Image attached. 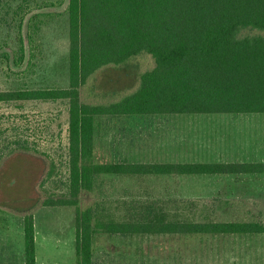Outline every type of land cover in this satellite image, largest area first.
Masks as SVG:
<instances>
[{"label": "rangeland", "instance_id": "rangeland-1", "mask_svg": "<svg viewBox=\"0 0 264 264\" xmlns=\"http://www.w3.org/2000/svg\"><path fill=\"white\" fill-rule=\"evenodd\" d=\"M68 3L5 0L0 10V90L69 85ZM138 75L132 66L103 67L82 86V100L110 101L135 87ZM68 121L67 101L0 102V264H25L28 208L34 212L39 264L77 262V207L36 205L41 189L42 198L70 195ZM237 133L245 134V140L254 135L264 146V112L100 115L94 161L215 159L214 142H229ZM16 140L28 142L32 150L10 153L18 147ZM224 149L217 152L228 157V146ZM50 169L52 175L45 177ZM248 186L252 198L225 199L220 192L229 194L237 186L232 189L219 175L101 174L92 190L79 196L96 230L93 264H264V233L123 235L98 227V222L140 219L147 207L167 219L264 222V185L253 181ZM259 187L263 195L254 197Z\"/></svg>", "mask_w": 264, "mask_h": 264}, {"label": "trees", "instance_id": "trees-1", "mask_svg": "<svg viewBox=\"0 0 264 264\" xmlns=\"http://www.w3.org/2000/svg\"><path fill=\"white\" fill-rule=\"evenodd\" d=\"M67 12L69 85L0 90V102L68 103L70 195L42 198L41 189L36 205L77 207L76 264H93L96 230L79 196L92 190L101 174L264 172L262 162L94 161L100 115L264 112V0H69ZM146 57L152 61L146 64ZM106 66L136 67L137 84L105 103L83 101L82 86ZM16 143L10 153L32 150L28 142ZM51 175L50 169L45 177ZM98 227L123 235L264 233L260 221L167 219L152 207L140 219L98 222ZM24 235L25 264H37L31 208L24 210Z\"/></svg>", "mask_w": 264, "mask_h": 264}, {"label": "crops", "instance_id": "crops-1", "mask_svg": "<svg viewBox=\"0 0 264 264\" xmlns=\"http://www.w3.org/2000/svg\"><path fill=\"white\" fill-rule=\"evenodd\" d=\"M245 113V112H242ZM254 113V112H253ZM257 113H263V112H257ZM190 114V113H189ZM231 114H239V113H231ZM218 130V128H217ZM221 134H219L218 137H220ZM251 135V134H250ZM254 135H251V138H249V134H247V140H245V134H234L233 136H230L229 142L222 143V138L219 139L218 142H214V152L217 156H215V159H196V160H188L185 162L194 163V162H213V163H247V162H262L264 163V146H260V144H257L255 140ZM260 142V141H259ZM225 146H228V157H222L219 152V149L225 150ZM183 175H209L207 173L200 174V173H192V174H183ZM213 175H219L220 178L228 179V181L233 184V187L237 186L236 191H232L231 193L227 194L222 190V194H224L225 199H250L252 198V195H250L248 190V185L250 183H253V181H258L259 186H263L264 183L262 180L264 179V172H257V173H214ZM262 179V180H261ZM261 180V181H260ZM260 189V190H259ZM259 189H256V192H258L257 195H254L259 197L262 196L261 187ZM229 190V189H228ZM231 191V190H230ZM264 196V195H263ZM37 264H39L38 259V253H37Z\"/></svg>", "mask_w": 264, "mask_h": 264}]
</instances>
